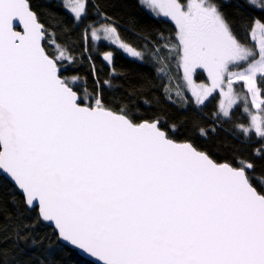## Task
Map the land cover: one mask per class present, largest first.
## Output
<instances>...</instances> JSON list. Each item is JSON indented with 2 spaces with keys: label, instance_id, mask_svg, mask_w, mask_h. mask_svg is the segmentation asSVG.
<instances>
[{
  "label": "snow or ice",
  "instance_id": "snow-or-ice-1",
  "mask_svg": "<svg viewBox=\"0 0 264 264\" xmlns=\"http://www.w3.org/2000/svg\"><path fill=\"white\" fill-rule=\"evenodd\" d=\"M148 2L175 22L178 43L171 47L179 51L198 105L220 89L227 103L218 115L229 118L239 99L233 85L240 81L264 111V22L253 21L254 40L259 33L253 49L238 39L225 11L233 0ZM63 3L75 21L87 16L88 0ZM244 3L264 12V0ZM89 27L96 40L103 31L132 57L144 59L115 27ZM46 36L49 29L30 0H0V171L15 183L26 209H38V220L51 222L59 241L103 264H264V170L257 173L255 163L243 158L236 166L218 163L192 141L173 139L176 125L166 130L160 117L138 120L134 106L113 109L95 89L81 95L74 89L80 77H62L58 66L73 59L67 47L49 53ZM49 38L55 43L54 32ZM169 47L150 52L162 75L169 71ZM105 59L111 61L112 54ZM242 62V71L231 70ZM198 68L207 70L210 87L194 83ZM165 92L172 100L171 89ZM238 127L264 141V117L253 115L250 127ZM199 132L208 135L205 128ZM253 155L264 160V144ZM11 200L17 202L14 192ZM24 227L14 230V240L3 238L0 264H58L60 246L44 249L42 258L28 255L21 242L42 246L43 240Z\"/></svg>",
  "mask_w": 264,
  "mask_h": 264
},
{
  "label": "trees",
  "instance_id": "trees-1",
  "mask_svg": "<svg viewBox=\"0 0 264 264\" xmlns=\"http://www.w3.org/2000/svg\"><path fill=\"white\" fill-rule=\"evenodd\" d=\"M237 3L240 4L239 8L236 7ZM30 4L40 22L49 29V36L55 33V43L46 36L43 42L46 51L55 52L57 45L67 47L73 59L60 60L58 66L62 77H80L74 89L81 95H85V90L93 93L95 89L113 109L121 103H129L130 107L134 106L133 111L138 120L160 117L166 130L176 125V130L170 132L173 139L179 142L192 141L217 162L236 166L237 159L243 158L255 163L257 173L264 170V160L253 155L264 141L254 132L245 136L238 127H246L250 123V117L242 105L235 106L230 117L224 118L218 115L219 93L211 96L206 103L195 105L182 93L179 98L176 96L175 88L178 85L175 71V77L170 69L167 75L158 72L159 64L150 52L161 48L163 44H169L165 53L168 64L179 53L171 47L178 43L177 27L171 19L151 14L141 0H88L87 16L82 21L74 20L63 0H30ZM225 11L235 21L238 39L246 45H255L251 34L253 21L259 19L264 22V12L259 8L248 7L244 0H233ZM100 22L113 24L121 40L143 52L144 59L132 57L117 44L105 41L90 43L86 37L87 30L89 26ZM161 50L164 51L163 48ZM107 53L112 54L111 61L105 59ZM169 67L173 68L172 65ZM195 79L204 82L206 76L198 71ZM104 81H111V86ZM166 89H171L172 100L167 99ZM86 99L92 102L91 95ZM200 128L207 129L208 135L202 136ZM13 192L16 203L11 200ZM23 199L18 189L0 174V243L6 236L14 240V230L25 226L24 232L43 240L42 246L21 242V247L27 249L30 257L42 258L44 249L60 246L62 250L57 254L58 264H94L76 250L62 244L55 229L38 220V209H26ZM4 246L10 247L11 240Z\"/></svg>",
  "mask_w": 264,
  "mask_h": 264
},
{
  "label": "rangeland",
  "instance_id": "rangeland-1",
  "mask_svg": "<svg viewBox=\"0 0 264 264\" xmlns=\"http://www.w3.org/2000/svg\"><path fill=\"white\" fill-rule=\"evenodd\" d=\"M141 3L142 5L153 15L155 16H158V17H165L162 13H159L158 10L156 9H153L148 0H141ZM168 19H171L170 17H168ZM173 21V20H172ZM174 22V21H173ZM175 23V22H174ZM103 25H110L112 27L113 24H111L110 22H100L98 24H94V25H91L92 27H101ZM98 35L101 36V39L100 40H96L95 38H93L91 36V30H90V27L89 29L87 30V40L92 43V44H97L98 42H101V41H105V42H109V43H112L111 40L105 38V34L103 33V31L99 32ZM253 39V37H252ZM258 40H259V33H257L256 35V38L255 40L253 39V41H255V45H247L248 47H251L253 49H257V45H258ZM114 44V43H113ZM175 55V54H173ZM258 58V57H257ZM172 63V64H171ZM171 63L169 65H172L173 68L169 67V69L171 70V74L172 76L175 77V75L177 76V85L178 87H176V91H179V93H182L188 100L189 102L191 103H194L195 105H198L196 102H195V97L193 96L192 94V90H191V86L188 85L187 81L184 79V75H183V68L181 66V63H180V54L178 53V55H176L175 58L171 59ZM175 65V66H174ZM175 67V68H174ZM244 67H247V63L245 62H242L241 63V66L239 68L233 66L231 68V70L233 71H242ZM174 71H175V75H174ZM198 71H202L205 76H206V81L204 82H199L195 79V76H196V73ZM170 72V71H169ZM168 73L166 74H163V75H167ZM193 81L195 84L197 85H205V86H208L210 87L211 86V77L208 75V72L206 69H203V68H198L195 73L193 74ZM258 84H259V80H258ZM234 92L236 93V95L239 97V99L237 100V102L233 105V107L231 108L230 110V113L232 112L233 108L237 105H242L243 108H244V111L249 115L250 117V123L247 127H250L251 126V117L253 115H257V116H261V117H264V111H261L260 109H257L255 107V105L252 103V99H251V94L247 91L245 85L243 82H240V81H236L234 82ZM216 93H219V113H220V104L221 103H227V101L225 100L224 96L222 95L220 89H216L206 100L204 103H206L211 96H213L214 94ZM259 99H264V94L261 95V97H259ZM222 117V113L220 114ZM225 118V117H224Z\"/></svg>",
  "mask_w": 264,
  "mask_h": 264
},
{
  "label": "water",
  "instance_id": "water-1",
  "mask_svg": "<svg viewBox=\"0 0 264 264\" xmlns=\"http://www.w3.org/2000/svg\"><path fill=\"white\" fill-rule=\"evenodd\" d=\"M17 25H19L18 27H17ZM14 29L16 30V31H19V32H23V25L19 22V21H14ZM177 142H179V141H177ZM217 162V161H216ZM218 163H220V162H218ZM224 163H227V162H224ZM0 173H1V175H3L11 184H13L15 187H16V185H15V183L11 180V178L10 177H8L6 174H4L2 171H0ZM17 188V187H16ZM19 191V190H18ZM47 225H49V226H52L53 228H54V225L51 223V222H47V221H44ZM55 229V228H54ZM55 231H56V229H55ZM61 242V241H60ZM62 244H64V245H66V246H68L69 248H71V249H74V250H76L77 252H78V254L79 255H81L82 257H84L85 259H87V260H90L91 262H93L94 264H103V262L102 261H100L97 257H94V256H92L91 254H89V253H87V252H85L84 250H81V249H78L77 247H75V246H71V245H68V244H65V243H63V242H61Z\"/></svg>",
  "mask_w": 264,
  "mask_h": 264
},
{
  "label": "built area",
  "instance_id": "built-area-1",
  "mask_svg": "<svg viewBox=\"0 0 264 264\" xmlns=\"http://www.w3.org/2000/svg\"><path fill=\"white\" fill-rule=\"evenodd\" d=\"M1 174V173H0Z\"/></svg>",
  "mask_w": 264,
  "mask_h": 264
}]
</instances>
